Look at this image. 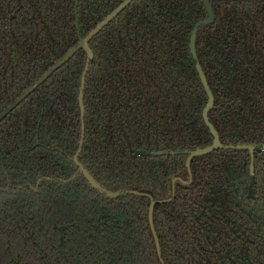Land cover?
Returning <instances> with one entry per match:
<instances>
[{
    "label": "trees",
    "instance_id": "1",
    "mask_svg": "<svg viewBox=\"0 0 264 264\" xmlns=\"http://www.w3.org/2000/svg\"><path fill=\"white\" fill-rule=\"evenodd\" d=\"M124 0H80L85 36ZM196 50L223 145L264 144V0L214 1ZM203 0H135L0 122V264H264V152L212 143L189 36ZM74 0H0V114L74 48ZM80 163L115 199L94 190ZM190 183V184H188Z\"/></svg>",
    "mask_w": 264,
    "mask_h": 264
},
{
    "label": "water",
    "instance_id": "2",
    "mask_svg": "<svg viewBox=\"0 0 264 264\" xmlns=\"http://www.w3.org/2000/svg\"><path fill=\"white\" fill-rule=\"evenodd\" d=\"M134 0H125L118 8H116L105 20H103L101 23H99L96 28H94L88 35L85 37L81 36V30H80V24L78 21V6H79V0H74L75 2V26L77 29V35L79 38L78 44L70 49L64 57L56 63L50 70H48L44 75H42L32 86H30L23 94H21L12 104L8 106L7 109H5L1 114H0V122L5 119L12 111H14L24 100H26L31 94H33L45 81H47L56 71H58L62 66H64L66 63H68L79 51L84 50L87 54V61L85 65L84 72L82 74V80H81V89H80V96H79V103L81 107V117L83 119L84 115V104H83V90L85 88V83H86V77L87 73L90 67V62L93 58V52L92 49L90 48V41L102 30L104 29L113 19H115L127 6H129ZM214 1H241V0H203V4L206 10V17L204 19L199 20L194 27L192 28L189 36V49H190V54L193 58V63L194 67L197 71L198 77L201 81L202 87L204 89V92L207 97V102L206 105L202 111V118L203 121L208 128L211 136H212V143L209 146H206L204 148H198L195 150H190V151H182V152H174V151H169V152H144V151H138L137 156H148V157H155V156H175V155H187L186 159V167L190 173V165L191 162L194 158L199 157V156H205L208 155L212 152L218 151V150H247L251 154V160L252 163L254 161V154L255 152H264V145H252V144H247V145H223L220 140V136L214 125L211 123L209 119V113L212 110L215 102V98L213 95L212 90L210 89L208 80L206 78V75L203 71V68L200 64L198 55H197V50H196V40H197V34L198 31L204 27L211 25L214 20H215V13L212 8V2ZM84 143V131L82 133V138L78 147V150L74 156V163L77 167V173L73 177L75 178L77 175H83L84 178L87 180V182L90 184V186L98 191L100 194L111 198L115 199L120 196H123L125 194H137L136 192L132 191H125V192H117L113 193L110 191H107L102 185H100L94 178L93 176L89 173V171L80 163L79 161V155L82 151ZM175 183V181H174ZM174 183H173V188H174ZM172 200L169 199L167 201H157L151 198V205L149 208V214H148V220H149V225L155 240L156 244V249L158 253V257L161 260V264H164L161 256V247H160V242L155 230L154 226V211L155 207L164 202H170Z\"/></svg>",
    "mask_w": 264,
    "mask_h": 264
},
{
    "label": "flooded vegetation",
    "instance_id": "3",
    "mask_svg": "<svg viewBox=\"0 0 264 264\" xmlns=\"http://www.w3.org/2000/svg\"><path fill=\"white\" fill-rule=\"evenodd\" d=\"M124 1H125V0H124ZM124 1H123V2H124ZM134 1H135V0H134ZM134 1H133V2H134ZM79 2H80V0H79ZM123 2H122V3H123ZM133 2H132V3H133ZM122 3H121V4H122ZM132 3H131V4H132ZM121 4H120V5H121ZM131 4H130V5H131ZM120 5H119V6H120ZM130 5H129V6H130ZM119 6H118V7H119ZM129 6H127L126 8H128ZM118 7H116V8H118ZM116 8H115V9H116ZM126 8H125V9H126ZM115 9H114V10H115ZM125 9H124V10H125ZM114 10H112L110 13H108V14L105 16V18H104L103 20H105V19H106V18H107V17H108V16H109ZM124 10H123V11H124ZM123 11H122V12H123ZM122 12H121V13H122ZM121 13H120L115 19H113V20H112V21H111L106 27H108V26H109L114 20H116V19L121 15ZM103 20H102V21H103ZM102 21H101V22H102ZM101 22H99V23H101ZM99 23H98V24H99ZM98 24H97V25H98ZM97 25H96V26H97ZM106 27H105V28H106ZM95 28H96V27H95ZM105 28H104V29H105ZM104 29H102V30H101V31H100L95 37H97V36H98V35H99ZM91 31H92V30H91ZM91 31H90V32H91ZM90 32H89V33H90ZM89 33H88V34H89ZM88 34H86V35H88ZM86 35H85V36H86ZM85 36H82V37H85ZM95 37H94V38H95ZM94 38H93V39H94ZM93 39H92V40H93ZM92 40L90 41V48L92 49V52H93V58H92V60H93L94 57H95V54H94V50H93V48H92V46H91V42H92ZM82 51H84V50H82ZM84 52H85V51H84ZM85 54H86V52H85ZM92 60H91V62H92ZM86 61H87V54H86ZM91 62H90V65H91ZM85 65H86V63H85ZM84 69H85V67H84ZM89 70H90V67H89ZM89 70H88V72H89ZM83 72H84V70H83ZM87 76H88V73H87ZM81 80H82V78H81ZM86 81H87V77H86ZM85 87H86V83H85ZM80 89H81V86H80ZM84 92H85V88H84V90H83V104H84ZM80 109H81V107H80ZM84 113H85V107H84ZM81 118H82V117H81ZM83 118H84V115H83ZM82 121H83V119H82ZM83 131H85V129H84V124H83ZM241 145H247V144H241ZM252 145H264V144H252ZM152 152H157V151H152ZM160 152H167V151H160ZM170 156H172V155H170ZM175 156H176V155H175ZM190 166H191V165H190ZM174 181H175V183H174ZM178 181H179V177H176V178L173 179V181H172V195H171V197H170L169 199L172 198V200H173V198H174V196H175V187H176V184H177ZM173 183H174V188H173ZM188 184H190V183H188ZM169 199H166V200H164V201H167V200H169ZM172 200H171V201H172Z\"/></svg>",
    "mask_w": 264,
    "mask_h": 264
}]
</instances>
